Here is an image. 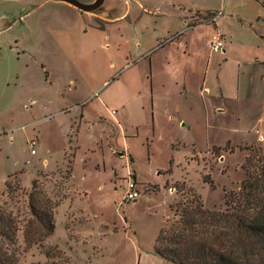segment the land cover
Returning a JSON list of instances; mask_svg holds the SVG:
<instances>
[{
	"label": "rangeland",
	"instance_id": "obj_1",
	"mask_svg": "<svg viewBox=\"0 0 264 264\" xmlns=\"http://www.w3.org/2000/svg\"><path fill=\"white\" fill-rule=\"evenodd\" d=\"M152 3L105 0L106 13L128 11V19L99 30L91 15L60 1L0 0V205L21 229L18 264H173L155 242L176 205L191 191L205 209L223 211L226 193L246 179L250 149L264 154V63L245 58L240 76L222 74L219 96L217 62L205 84L206 62L193 58L179 95L162 60L152 76L137 57L153 30L141 9ZM243 4L229 0L226 11ZM201 31L199 53L216 34ZM130 182L139 192L132 201ZM31 193L54 207L55 230L27 247ZM53 250L60 256L46 259Z\"/></svg>",
	"mask_w": 264,
	"mask_h": 264
},
{
	"label": "trees",
	"instance_id": "obj_2",
	"mask_svg": "<svg viewBox=\"0 0 264 264\" xmlns=\"http://www.w3.org/2000/svg\"><path fill=\"white\" fill-rule=\"evenodd\" d=\"M250 151L243 165L246 179L238 192L226 193L223 211L205 209L188 191L191 198L176 205L171 226L156 239L157 255L173 264H264V154ZM46 201L28 194L31 219L22 231L27 247L54 233V207ZM20 231L12 213L0 205V264H18ZM43 254L46 259L60 256L58 250Z\"/></svg>",
	"mask_w": 264,
	"mask_h": 264
},
{
	"label": "crops",
	"instance_id": "obj_3",
	"mask_svg": "<svg viewBox=\"0 0 264 264\" xmlns=\"http://www.w3.org/2000/svg\"><path fill=\"white\" fill-rule=\"evenodd\" d=\"M228 1L225 0L223 7L218 9L198 6L195 4V0H153L152 6L154 7H142V15L149 17L153 22V30L149 32L150 35H146V41L139 47L137 57L142 63L148 64L149 74L152 75L155 60H162L167 66L169 78L176 77L174 85L181 95V89L187 91L186 79L189 72L194 69L186 65L193 58L203 57L206 62L204 83H207L211 63L217 62L215 65V73L218 75L216 93L223 96L222 74L226 72L232 74L237 71V75L240 76L242 62L245 58L253 60L255 64L258 62L263 64L264 2L243 0L242 9L227 13ZM91 16L98 22L92 28L104 30V25L107 22L115 24L127 20L128 11L106 21ZM226 19L229 22H225ZM205 26H212L216 30V34H209L207 43L203 47L205 51L199 53V38L205 33L201 31ZM215 36L220 37L223 41L222 52L211 51V43ZM130 54L131 52L127 48L124 58ZM172 63H174V68ZM232 63L236 64L233 65L234 70H231ZM206 91L202 88L201 92ZM204 97H201L200 101L206 110ZM217 112L222 113L223 111L218 110Z\"/></svg>",
	"mask_w": 264,
	"mask_h": 264
},
{
	"label": "water",
	"instance_id": "obj_4",
	"mask_svg": "<svg viewBox=\"0 0 264 264\" xmlns=\"http://www.w3.org/2000/svg\"><path fill=\"white\" fill-rule=\"evenodd\" d=\"M56 1L66 3L74 7L81 13H87L89 15H93L99 18H105L107 20H112L118 17V15H120L118 14V15H115L114 17H111L110 13H106L103 7L105 0H91L89 3H82L78 0H56ZM109 18H112V19H109Z\"/></svg>",
	"mask_w": 264,
	"mask_h": 264
},
{
	"label": "built area",
	"instance_id": "obj_5",
	"mask_svg": "<svg viewBox=\"0 0 264 264\" xmlns=\"http://www.w3.org/2000/svg\"><path fill=\"white\" fill-rule=\"evenodd\" d=\"M223 41L221 40L220 37L215 36L214 40L211 43V51L214 53H219L223 51ZM36 145V143L34 141L29 143L30 148L32 149V154L34 153L33 151V147ZM139 197V192L136 190V184L133 182L129 183V186L127 188V195H126V199L129 201L135 200Z\"/></svg>",
	"mask_w": 264,
	"mask_h": 264
}]
</instances>
